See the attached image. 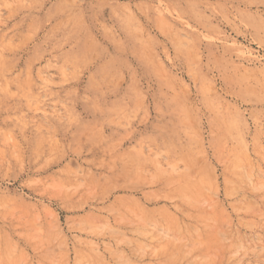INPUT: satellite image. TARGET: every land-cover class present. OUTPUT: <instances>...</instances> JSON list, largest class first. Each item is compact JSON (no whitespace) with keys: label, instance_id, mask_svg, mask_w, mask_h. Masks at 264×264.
Masks as SVG:
<instances>
[{"label":"rangeland","instance_id":"obj_1","mask_svg":"<svg viewBox=\"0 0 264 264\" xmlns=\"http://www.w3.org/2000/svg\"><path fill=\"white\" fill-rule=\"evenodd\" d=\"M0 264H264V0H0Z\"/></svg>","mask_w":264,"mask_h":264}]
</instances>
